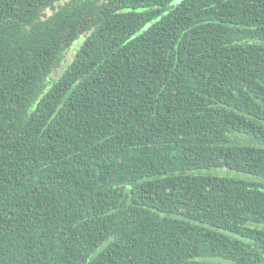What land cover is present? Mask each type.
I'll return each mask as SVG.
<instances>
[{
  "label": "trees",
  "instance_id": "1",
  "mask_svg": "<svg viewBox=\"0 0 264 264\" xmlns=\"http://www.w3.org/2000/svg\"><path fill=\"white\" fill-rule=\"evenodd\" d=\"M0 264H264V0H0Z\"/></svg>",
  "mask_w": 264,
  "mask_h": 264
},
{
  "label": "rangeland",
  "instance_id": "2",
  "mask_svg": "<svg viewBox=\"0 0 264 264\" xmlns=\"http://www.w3.org/2000/svg\"><path fill=\"white\" fill-rule=\"evenodd\" d=\"M221 170H222L221 168H218V169L206 170L205 172H208L211 174H219V172L222 173Z\"/></svg>",
  "mask_w": 264,
  "mask_h": 264
},
{
  "label": "snow or ice",
  "instance_id": "3",
  "mask_svg": "<svg viewBox=\"0 0 264 264\" xmlns=\"http://www.w3.org/2000/svg\"><path fill=\"white\" fill-rule=\"evenodd\" d=\"M175 2H176V3H178V2H179V0H175Z\"/></svg>",
  "mask_w": 264,
  "mask_h": 264
}]
</instances>
